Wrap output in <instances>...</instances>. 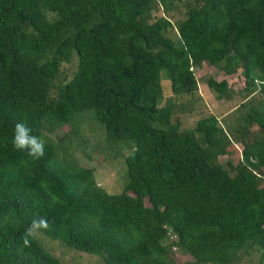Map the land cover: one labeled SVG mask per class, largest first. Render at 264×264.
I'll return each instance as SVG.
<instances>
[{
    "label": "trees",
    "instance_id": "16d2710c",
    "mask_svg": "<svg viewBox=\"0 0 264 264\" xmlns=\"http://www.w3.org/2000/svg\"><path fill=\"white\" fill-rule=\"evenodd\" d=\"M162 3L0 0V264H64L36 236L23 245L33 217L49 221L42 237L104 264H179L175 248L187 264L264 252V0H183L175 25ZM203 63L240 73L248 99L232 120L206 113L184 127L179 116L200 111ZM204 82L233 99L225 78ZM86 110L131 150L120 193L69 165L51 136L79 134ZM17 122L44 141L43 157L13 148Z\"/></svg>",
    "mask_w": 264,
    "mask_h": 264
},
{
    "label": "rangeland",
    "instance_id": "374dc122",
    "mask_svg": "<svg viewBox=\"0 0 264 264\" xmlns=\"http://www.w3.org/2000/svg\"><path fill=\"white\" fill-rule=\"evenodd\" d=\"M162 7H165V9L163 10ZM162 7H160L157 14L165 13L171 18L174 25L184 17L183 0H164ZM170 35L175 37V30L170 31ZM74 69L75 60L62 64V72L65 77H69ZM195 75L198 80V93L201 97V101L197 105L200 111H195L191 115L179 116L182 126L189 127L193 125L201 115L206 113L215 114L221 123L232 120L237 116L242 110L239 105L240 102L248 99V97L241 94L244 83L240 73L225 75L217 68L203 63L202 66L196 69ZM207 75H211L217 80L225 78L229 86L235 91L233 99L229 101L216 99L204 82ZM162 85L164 96L169 95V80L164 76ZM76 125L80 128L77 135L67 133L68 126L51 134L53 138H60V143L67 147L66 158L70 161L69 165L73 167H94V177L97 184L109 193H120L126 183L124 157L128 152L131 153V150L128 151L124 141H117L116 143L108 141L104 126L93 118L91 110L79 113ZM58 136L60 137L58 138ZM225 160L226 157H220L222 163ZM145 204H148V202L146 201ZM42 235L39 232L36 237L56 255L60 256L64 264H104L97 255L65 248L63 242L52 241L42 237ZM173 252L179 264L190 262V257L183 254L179 249L175 248ZM261 258L264 261V252L255 250L251 256L242 258L239 264H258Z\"/></svg>",
    "mask_w": 264,
    "mask_h": 264
},
{
    "label": "clouds",
    "instance_id": "9594fccd",
    "mask_svg": "<svg viewBox=\"0 0 264 264\" xmlns=\"http://www.w3.org/2000/svg\"><path fill=\"white\" fill-rule=\"evenodd\" d=\"M13 148L17 151H27L28 156L39 159L44 156V141L32 134V129L23 122H17L12 138ZM41 186L47 189V182L41 181ZM53 202H57L53 197ZM49 227L48 219L44 217H33L29 226L25 229L21 239L24 246H30V237H35L41 229Z\"/></svg>",
    "mask_w": 264,
    "mask_h": 264
}]
</instances>
